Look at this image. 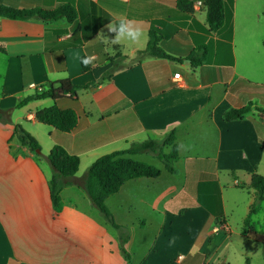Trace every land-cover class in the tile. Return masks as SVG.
Masks as SVG:
<instances>
[{
    "label": "crops",
    "instance_id": "1",
    "mask_svg": "<svg viewBox=\"0 0 264 264\" xmlns=\"http://www.w3.org/2000/svg\"><path fill=\"white\" fill-rule=\"evenodd\" d=\"M176 1L0 0L19 9L69 3L76 13L72 21L0 15V107L52 81L98 78L114 54L132 57L144 48L149 29L178 58L145 57L78 91L75 100H57L77 114L70 132L36 119V109L53 103L49 97L14 109L12 124L0 122V264H264V198L250 213L251 175H264V117L257 110L264 109V0H223V23L215 31L203 0H190L191 12ZM122 15L144 29L135 45L111 43L106 26ZM200 45L205 60L193 66L189 56ZM82 56L89 71L81 68ZM245 105L242 118L222 119L225 110ZM15 124L37 140L40 154L21 145ZM172 128L176 173L151 155L125 154L160 174L128 179L105 199L114 220L128 228L129 259L82 189L64 187L61 210L53 209L45 158L53 145L78 156L80 177L99 156L161 140Z\"/></svg>",
    "mask_w": 264,
    "mask_h": 264
},
{
    "label": "trees",
    "instance_id": "2",
    "mask_svg": "<svg viewBox=\"0 0 264 264\" xmlns=\"http://www.w3.org/2000/svg\"><path fill=\"white\" fill-rule=\"evenodd\" d=\"M206 7V22L209 30H217L223 23V0H203ZM178 9L191 12L192 2L190 0H177ZM264 13V11H263ZM0 15L9 18L26 19L40 18L44 20L57 19L65 17L72 21L75 16V9L71 4L65 3L55 8H14L0 5ZM161 35L154 29L148 30V40L144 48L135 51L132 57L122 54H114L107 60L111 65L98 78L91 79L84 84H74L69 78L52 81L47 84L46 89L29 94L10 107H0V122L12 124L11 115L14 109L26 104L27 102L49 97L52 104L46 107L36 109V119L46 125H51L62 132H70L77 124V114L73 109H61L56 105V101L62 98H71L75 100L78 91L87 89L93 85L100 84L112 77V75L124 68L139 64L145 57H160L172 60H178L166 53L158 42ZM264 47V41L262 42ZM0 50L3 49L0 47ZM206 56V47L198 46L190 53V61L193 66L203 63ZM83 56L80 58V64L83 71H89L91 64ZM249 105L240 108H229L222 114L225 121L240 119L248 111ZM258 112L264 117V109L257 108ZM13 133L17 136L22 146H26L30 151L40 154V145L37 140L19 124L14 125ZM165 147H169L166 152ZM148 154L156 157L170 173H176L175 161L177 160V146L175 143V131L170 129L161 140L146 138L139 142H133L129 147L115 150L103 154L96 158L80 176H76L78 170L79 158L74 154H69L62 146L53 145L45 158L51 166L49 178V193L52 207L59 212L62 207L60 192L66 186L73 185L84 191L89 199L90 205L102 217L104 222L112 227L117 234L120 252L124 259H129V254L124 245L129 237L128 228L125 225L118 224L107 208L105 199L118 191L124 181L139 177H157L160 169L144 161L136 160L125 154ZM250 186L254 190V200L250 206V213L254 207L264 198V175L253 173L250 178ZM249 214L245 218L247 222ZM247 264V263H246Z\"/></svg>",
    "mask_w": 264,
    "mask_h": 264
},
{
    "label": "clouds",
    "instance_id": "3",
    "mask_svg": "<svg viewBox=\"0 0 264 264\" xmlns=\"http://www.w3.org/2000/svg\"><path fill=\"white\" fill-rule=\"evenodd\" d=\"M106 27L109 32L114 33V36L110 39L113 45H119L121 42H128L129 45H135L145 35L144 29L139 23L123 15L119 17L118 22L110 20ZM169 242L174 243L175 238H172Z\"/></svg>",
    "mask_w": 264,
    "mask_h": 264
},
{
    "label": "built area",
    "instance_id": "4",
    "mask_svg": "<svg viewBox=\"0 0 264 264\" xmlns=\"http://www.w3.org/2000/svg\"><path fill=\"white\" fill-rule=\"evenodd\" d=\"M173 77L174 78H179V73H175L174 75H173ZM30 87H35L33 84H30L29 85ZM182 259V255H179L178 257H177V259H176V261L179 263V261Z\"/></svg>",
    "mask_w": 264,
    "mask_h": 264
},
{
    "label": "rangeland",
    "instance_id": "5",
    "mask_svg": "<svg viewBox=\"0 0 264 264\" xmlns=\"http://www.w3.org/2000/svg\"><path fill=\"white\" fill-rule=\"evenodd\" d=\"M166 151V150H165ZM158 163H160L161 164V162L158 160L157 161ZM115 231V230H114ZM225 231H228V229L227 230H225ZM116 232V231H115ZM116 239H117V234H116ZM117 244H118V239H117ZM118 247H119V244H118ZM124 248H125V245H124ZM110 249V248H109ZM120 249V248H119ZM125 250H126V248H125ZM127 251V250H126Z\"/></svg>",
    "mask_w": 264,
    "mask_h": 264
},
{
    "label": "water",
    "instance_id": "6",
    "mask_svg": "<svg viewBox=\"0 0 264 264\" xmlns=\"http://www.w3.org/2000/svg\"><path fill=\"white\" fill-rule=\"evenodd\" d=\"M36 152H38V150Z\"/></svg>",
    "mask_w": 264,
    "mask_h": 264
}]
</instances>
